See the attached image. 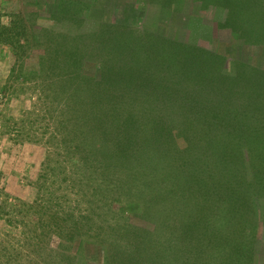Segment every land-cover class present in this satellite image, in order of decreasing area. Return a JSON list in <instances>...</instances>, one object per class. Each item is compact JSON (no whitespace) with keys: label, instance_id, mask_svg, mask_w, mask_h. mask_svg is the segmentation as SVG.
I'll list each match as a JSON object with an SVG mask.
<instances>
[{"label":"rangeland","instance_id":"rangeland-1","mask_svg":"<svg viewBox=\"0 0 264 264\" xmlns=\"http://www.w3.org/2000/svg\"><path fill=\"white\" fill-rule=\"evenodd\" d=\"M220 7L201 8L197 0H0V264H147L150 256L158 264H264V175L254 165L261 153L249 150L242 135L248 129L232 133L248 172L233 166L234 177L217 161L222 126L214 145L205 130L213 119L263 121L264 106L246 102L237 85L253 65L263 90L264 46L246 44ZM3 27L10 36H2ZM113 40L126 52L115 51ZM153 47L158 55L144 52ZM125 55L134 73L127 81L118 67ZM146 56L153 60H135ZM209 61L207 81L215 83L206 95L188 76ZM208 104L224 112L200 114ZM104 151L168 154L162 168H183V194L169 183L165 200L148 204L157 178L145 171L158 162L126 164L103 159ZM225 184L239 190L224 193ZM205 190L213 192L211 209ZM192 197L200 212L187 208ZM132 200L137 206L127 214ZM120 223L132 225L120 231ZM142 230L149 233L145 247L137 244ZM123 239L130 249L118 246ZM107 240L115 247L106 248ZM125 252L134 253L132 263Z\"/></svg>","mask_w":264,"mask_h":264},{"label":"trees","instance_id":"trees-1","mask_svg":"<svg viewBox=\"0 0 264 264\" xmlns=\"http://www.w3.org/2000/svg\"><path fill=\"white\" fill-rule=\"evenodd\" d=\"M171 1V0H170ZM201 3V8H208L210 6H214L216 8H219V6L224 7V10L227 11L228 13V20L226 22L227 25H229V22L231 23L232 27H234V30L236 32V34H239L241 36V38H243L244 41H246V44H250L252 46H256V47H260V46H264V0H197ZM222 2V4H221ZM220 7V8H221ZM230 25V26H231ZM231 27V28H232ZM5 29V33L4 31L2 32V36L9 34L10 36V32H11V28L10 27H3V30ZM19 33H16V36H12L13 38L16 39V37H18ZM11 37H7L6 41H12ZM110 38H118V37H112L110 36ZM115 44H114V43ZM110 43L114 45L115 51L119 52V54H121V51L126 52L127 48L122 50L121 44L118 40H113L110 41ZM180 44V43H179ZM182 45V43L180 44ZM198 48V47H196ZM154 49H146L144 52H152L154 54L158 55V51ZM160 54V53H159ZM125 58H122V65L118 64L119 70H122L123 74L121 77L127 81V78L131 79L134 77V73H132L128 68V60H130V58L128 57V55L123 56ZM135 58V57H134ZM149 59L152 61L153 58L146 56L144 59H138L135 58V60L137 61H143V60H147L149 61ZM213 63L212 61H209L208 64H206L205 68H207V70H202L201 73H195L193 75L188 76V79L192 80L194 79V82L197 83L198 85H201L202 89H204L205 91H203V93L205 94L207 91V89L209 88V90L214 91V88L212 87V85H214L213 82L211 81H207V78H209L210 80V76H208L209 73V69L208 67L211 66ZM247 66V65H246ZM250 67V65H249ZM252 68H256V69H251L250 73H248L247 71H245V73H243V71L241 72V77H240V81L238 83V88H239V92L242 98H244L246 100V102H252V100L257 101L256 105L257 109H259L260 106H264V88L263 90L261 89L260 84L258 83V80L256 78L257 76V72L259 71V67H255L253 65H251ZM244 70H246L247 68H243ZM262 80H263V85H264V72H262ZM127 76V78H126ZM135 79V78H134ZM134 79L131 80V82L134 81ZM261 80V83H262ZM208 82V83H207ZM211 82V83H210ZM101 83V82H100ZM212 84V85H211ZM264 87V86H263ZM220 90V88H219ZM215 91H217V89L215 88ZM176 94H179L178 91H175ZM213 93V92H212ZM219 95V93H217ZM206 95H210V92H207ZM221 96V93L220 95ZM98 98H101L100 95L97 94ZM254 102L251 103V105ZM250 105V106H251ZM247 105H245L246 107ZM116 107V106H115ZM221 109V105L216 106V105H207V106H203L202 108V112L200 114L203 115H208L211 113L216 112V110H218L219 113H222L224 111H220ZM239 111L240 109L242 110V107L240 108H236ZM240 113H242V111H240ZM134 122H128L127 124V131L130 130V128H133ZM222 126L223 129V133L221 135H223V137H221L220 139H222V144L219 147V153L216 154L217 157H219L220 160H217L219 162V165H222L226 168V171L228 173H232L234 172V170L232 171V167L236 166L235 168V172L239 175H245L248 174V172H246V168H245V164L244 162V157L242 156L241 152L239 151V149L236 146V142L235 141H230V136L232 133L234 132H238L240 130L246 131V129L249 130V134L246 133H242V135L244 137H246L248 139L249 142V150H252L255 147H258V151L261 153L259 156V161L257 163H255V170L256 172H262L263 170V175H264V119L263 121L260 120V123H256V122H249V123H235L233 122L232 119H227V120H223V124H217V121L210 120L209 122H207V127H206V131L209 132V135L207 136L209 138V142L211 145H214L215 140L213 139L212 135H216V131L218 129H220ZM122 127L121 123H118V128ZM187 134L185 136V139L187 140V142L190 141V138H192V131L189 129L186 130ZM189 131V133H188ZM191 132V134H190ZM252 135H256L254 136V139L251 141L250 138L253 137ZM220 136V135H219ZM236 140V138H235ZM133 140L129 139L128 142H131ZM237 141V140H236ZM149 142V141H148ZM239 143L241 144V140H239ZM252 144V145H251ZM255 146V147H253ZM105 152V153H104ZM102 153V157L103 159L109 158L111 157V159H118V160H122L125 162V160H127V163H133V159L136 160H142L144 162H151V161H157V164H154V168L155 170L151 171L149 169H147V171H145V173H150L153 174V177L156 176L157 181L154 183L152 182L151 185H154V190H153V194L150 195V197L147 199L148 204L153 200L154 204L159 205L161 202H163L165 200V198L163 196L166 195V193H164V189H167V185L169 183H171L172 185H174V189L176 190V192H181L183 194V186H181L179 184V182L182 180V172H184L183 168L181 167H176V166H171L170 165H166L165 168H162V165L165 164V161L168 160L169 155L164 153V152H144V153H136V152H107L104 151ZM110 155V157H109ZM250 158L252 159V153L249 154ZM85 158H83V161H88V156H84ZM129 160H132L130 162H128ZM78 165V164H77ZM244 165V166H241ZM81 169V168H78ZM168 169H170V171H168ZM131 172H135L133 171V169H129ZM136 170V169H134ZM81 174L84 175L83 171H79ZM178 172V173H177ZM141 178L145 179L144 175L139 171ZM193 173V178H195V173ZM213 172L211 171L210 175H208L210 177V181L215 182L214 177L212 176ZM82 176V175H80ZM234 177H238L237 175L233 174ZM172 177V178H171ZM160 178L162 179V181L160 180ZM246 179V178H245ZM81 180V179H80ZM79 180V181H80ZM167 183V184H166ZM242 185V184H241ZM225 189H224V193H229L231 195H235L237 193V191L239 190L238 188H234L231 185L225 184L224 185ZM214 190H216V184H214ZM211 190H205V195L201 194V196L203 197V202L206 203L208 205V209L213 208L212 207V197H211ZM129 194L131 195L130 197H132L134 195L133 192V188L129 190ZM158 194L159 196L155 197V195ZM165 194V195H164ZM194 194V193H192ZM197 192L195 191V195L194 197L196 198ZM176 197V196H175ZM192 197V198H194ZM191 201V204L189 202H187L186 206L188 209L195 210L196 212H200L199 210V206L201 205V203H199L197 200ZM130 205V209L127 210V214H132V211H134V209L136 208V204L132 201L129 202ZM191 205V206H190ZM146 209L147 206H146ZM203 209V208H202ZM205 209V208H204ZM125 215V214H124ZM135 215H137L135 213ZM197 220L199 221V217H197ZM197 227H198V223ZM132 224H124V225H116V228H119L120 231L126 230L127 228H130ZM78 226V225H77ZM135 227V226H133ZM134 230H137L136 228H134ZM138 231V230H137ZM141 231V230H139ZM143 233L142 236L140 237V240L138 241L137 244L144 246L149 244L148 241V237H149V233L146 232L145 230H142ZM138 233V232H137ZM119 244L118 246L120 248H125V250L130 249L128 247V245L130 244L129 242H126L123 240H119ZM106 248H114L115 247V243L113 242V240L106 241ZM133 256L134 253H124V260L126 262H130L132 263L133 260ZM116 257H118L116 254H113V259H115ZM117 259V258H116ZM147 264H158L157 260L155 262V260H152V257H149V260H147ZM161 264H163L161 262Z\"/></svg>","mask_w":264,"mask_h":264}]
</instances>
